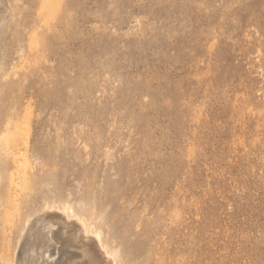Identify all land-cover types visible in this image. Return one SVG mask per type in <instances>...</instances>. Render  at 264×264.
I'll use <instances>...</instances> for the list:
<instances>
[{"label":"rangeland","instance_id":"1","mask_svg":"<svg viewBox=\"0 0 264 264\" xmlns=\"http://www.w3.org/2000/svg\"><path fill=\"white\" fill-rule=\"evenodd\" d=\"M45 188L122 264H264V0H0V264H105Z\"/></svg>","mask_w":264,"mask_h":264},{"label":"bare ground","instance_id":"2","mask_svg":"<svg viewBox=\"0 0 264 264\" xmlns=\"http://www.w3.org/2000/svg\"><path fill=\"white\" fill-rule=\"evenodd\" d=\"M45 93H46V91H45ZM10 137H12V136H10ZM29 143H30L29 136L26 134V136L23 139H17L16 138L12 142L11 146H9L8 148L6 147L7 148V153L10 154L12 156V158H13L14 164L16 165L15 166L16 170H18L19 167H20L19 163L23 162V160L24 161H28V159L26 160V156L24 155L22 150L23 149L24 150L28 149ZM43 147H42V149H43ZM122 172L124 173L123 170H122ZM30 178H31V176H30ZM29 184H30V182H28V185ZM12 185L15 186L13 184V182H12ZM45 193H46V195H45L44 198L46 199V202L43 205V211H42L43 214L55 215V217H58L60 219L58 229L55 232H53L51 234V236H50L51 237L50 240H51V242H53V246L56 248L57 255L63 254L64 257L67 256V255H70L71 252L68 249L73 248L74 245H73L72 242H68L69 239H68L66 233H67L68 230H70V228L72 229V227H75L78 230V233H77V237L76 238L74 237V239L72 241H77L79 239L81 241V243H83V245H85L86 249H91L92 250V248H93L94 251H95V249H98L99 252H100V254L99 253L98 254H99V256L101 255V257L104 259V261H105L104 263L105 264H122L120 262V260H119L118 253L116 251H113L112 249H110L108 247V245L105 243V240H104V238L102 236V233H101L100 229H98L94 225V223H91L89 221V219L85 215L76 212L71 206H68V205H65V204L57 205L55 203H50V200H48L49 194L47 192V189L45 190ZM28 221H27V223H28ZM27 223H26V226L30 225V222L28 224ZM41 225H42V222H41ZM39 228H41V227H39ZM24 230H25V228H24ZM24 230H22V231L24 232ZM26 230H29V229L26 228ZM22 233L20 235V238L22 236ZM65 238H67V240H65ZM20 240H18V241H20ZM41 245L42 244L40 243V246ZM43 247H44V245H43ZM87 251H90V250H87ZM44 254H45V252H44ZM92 256H93V252H92ZM95 258H97V255H96ZM47 259L50 260L52 263L56 262L55 258H53L52 260H51V257L47 258ZM87 260H88V258H87ZM82 261H80V262H82ZM67 262H69V261L67 260ZM87 262L89 263V261H87Z\"/></svg>","mask_w":264,"mask_h":264}]
</instances>
